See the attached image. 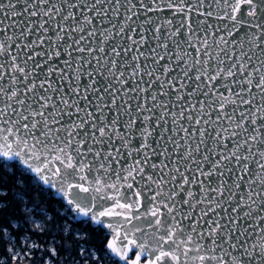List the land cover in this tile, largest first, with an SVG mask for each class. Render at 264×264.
<instances>
[{"label":"snow or ice","instance_id":"1","mask_svg":"<svg viewBox=\"0 0 264 264\" xmlns=\"http://www.w3.org/2000/svg\"><path fill=\"white\" fill-rule=\"evenodd\" d=\"M0 264H264V0H0Z\"/></svg>","mask_w":264,"mask_h":264}]
</instances>
